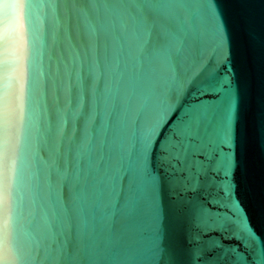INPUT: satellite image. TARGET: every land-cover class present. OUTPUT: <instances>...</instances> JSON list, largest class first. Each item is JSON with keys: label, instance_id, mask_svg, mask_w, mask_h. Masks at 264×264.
I'll use <instances>...</instances> for the list:
<instances>
[{"label": "snow or ice", "instance_id": "snow-or-ice-1", "mask_svg": "<svg viewBox=\"0 0 264 264\" xmlns=\"http://www.w3.org/2000/svg\"><path fill=\"white\" fill-rule=\"evenodd\" d=\"M22 7L63 10L62 69L26 178L34 48L0 96V264H264V0Z\"/></svg>", "mask_w": 264, "mask_h": 264}, {"label": "water", "instance_id": "water-1", "mask_svg": "<svg viewBox=\"0 0 264 264\" xmlns=\"http://www.w3.org/2000/svg\"><path fill=\"white\" fill-rule=\"evenodd\" d=\"M6 2L15 3L17 7L9 10L10 23H4V4ZM38 3H45V0H37ZM22 0H0V66L7 64L9 71L7 74L0 71V96L8 93H19L21 85H24L27 78L26 69L31 63L32 49L34 69L39 66L41 61L46 67L50 66L51 75L47 82V99L41 95L40 86L35 78L31 87L29 100V124L26 128L25 142L22 151V170L25 178L33 163L40 165L39 159L35 157L32 149L33 136L39 133L31 126L32 119L37 111L46 103L50 110L54 109L55 95L57 93V68L62 69L61 64V45L59 41L53 42V37L57 34L58 17L63 15L60 9L56 13L52 9L41 7L34 11L32 21L22 20ZM37 18V19H36ZM48 43L47 48L43 49L44 55L41 57V42ZM7 86V87H6ZM43 147V145H41ZM27 204L24 211L26 214ZM23 223L24 216H21ZM10 247V245H9ZM3 257V246L0 245V258ZM10 264H15L14 258H10Z\"/></svg>", "mask_w": 264, "mask_h": 264}]
</instances>
